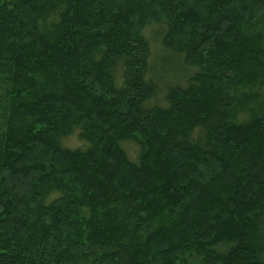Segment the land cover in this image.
<instances>
[{
	"label": "trees",
	"instance_id": "obj_1",
	"mask_svg": "<svg viewBox=\"0 0 264 264\" xmlns=\"http://www.w3.org/2000/svg\"><path fill=\"white\" fill-rule=\"evenodd\" d=\"M0 264H264V0H0Z\"/></svg>",
	"mask_w": 264,
	"mask_h": 264
},
{
	"label": "rangeland",
	"instance_id": "obj_2",
	"mask_svg": "<svg viewBox=\"0 0 264 264\" xmlns=\"http://www.w3.org/2000/svg\"><path fill=\"white\" fill-rule=\"evenodd\" d=\"M147 39L150 42L151 48V65L153 68V72H151L155 78L158 79L160 82V90L156 95V98L152 101V105H164V86L171 85V84H185V77L184 75L187 74L188 68L184 67L178 58H175L170 52L165 51L163 47L160 45V40L158 38L159 30L156 27H150L145 31ZM161 59L165 62L168 61L173 65V71L170 72H161ZM192 73V72H191ZM152 75V76H153ZM244 114H240L239 117L242 120ZM77 131H74L70 136L63 138L61 140V144L63 147L68 149H75L83 147V142L78 139ZM124 149L126 150L128 156L132 159L135 158L137 155V147L132 143H126L123 145Z\"/></svg>",
	"mask_w": 264,
	"mask_h": 264
}]
</instances>
